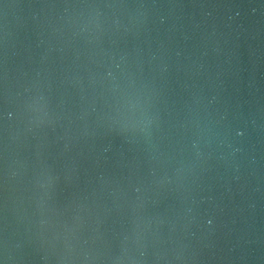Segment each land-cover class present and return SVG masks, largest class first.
I'll return each mask as SVG.
<instances>
[{"label":"water","instance_id":"obj_1","mask_svg":"<svg viewBox=\"0 0 264 264\" xmlns=\"http://www.w3.org/2000/svg\"><path fill=\"white\" fill-rule=\"evenodd\" d=\"M0 264H264V0H0Z\"/></svg>","mask_w":264,"mask_h":264}]
</instances>
